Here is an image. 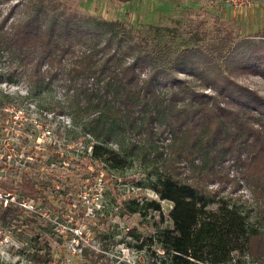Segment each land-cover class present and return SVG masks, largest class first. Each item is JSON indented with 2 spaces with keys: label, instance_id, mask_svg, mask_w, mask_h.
Wrapping results in <instances>:
<instances>
[{
  "label": "trees",
  "instance_id": "obj_1",
  "mask_svg": "<svg viewBox=\"0 0 264 264\" xmlns=\"http://www.w3.org/2000/svg\"><path fill=\"white\" fill-rule=\"evenodd\" d=\"M18 5L23 14L12 18ZM258 35V42L220 41L221 58L264 76V33ZM0 52L29 81L65 76L71 120L93 139L87 163L120 168L137 159L152 174L147 185L158 198H128L122 206L167 221L149 234L128 231L139 248L158 250V264L264 262V96L235 80L211 53L154 40L123 21L89 18L54 0L10 4L0 18ZM179 72L201 77V86ZM25 174L22 198L36 199L40 190ZM214 181L221 186L209 188ZM227 185L246 186L251 202L220 196ZM161 200L172 203L166 216ZM7 203H0V228L23 223L21 216L27 223L41 217ZM28 261L51 264L52 251L34 248Z\"/></svg>",
  "mask_w": 264,
  "mask_h": 264
},
{
  "label": "rangeland",
  "instance_id": "obj_2",
  "mask_svg": "<svg viewBox=\"0 0 264 264\" xmlns=\"http://www.w3.org/2000/svg\"><path fill=\"white\" fill-rule=\"evenodd\" d=\"M16 1L0 5V18ZM54 1L89 18L123 21L126 27L136 28L154 40L209 52L212 61L235 80L264 96V76L238 71L237 60L226 62L217 48L224 39L228 46L242 38L261 40L262 2L234 9L225 0ZM22 14L18 5L12 18ZM199 61L213 68L204 59ZM179 76L192 80L197 88L201 86V77L183 72ZM45 79L36 75L29 81L28 76L21 75L16 60L0 52V203L13 202L23 207L22 215L32 212L42 217L27 223L21 216L19 222L23 223L0 228V264H29L28 254L34 248L39 252L50 248L51 264H158V250L146 245L139 248L140 241L131 239L128 231L149 234L157 224L164 226L167 221L159 222L158 212L129 214L122 206L128 198H158L147 185L152 174L137 159L120 168L87 163L88 138L93 139L71 120L64 93L66 78L59 73L51 81ZM205 91L211 92L212 88L208 86ZM25 173L40 190L36 199L22 198ZM234 173L231 166L229 175ZM208 186L219 188L221 184L214 181ZM220 196L251 202L246 186L233 190L227 185ZM161 206L166 216L172 203L161 200Z\"/></svg>",
  "mask_w": 264,
  "mask_h": 264
},
{
  "label": "built area",
  "instance_id": "obj_3",
  "mask_svg": "<svg viewBox=\"0 0 264 264\" xmlns=\"http://www.w3.org/2000/svg\"><path fill=\"white\" fill-rule=\"evenodd\" d=\"M225 1L234 9L248 8L254 6L259 2H262L264 4V0H225Z\"/></svg>",
  "mask_w": 264,
  "mask_h": 264
}]
</instances>
